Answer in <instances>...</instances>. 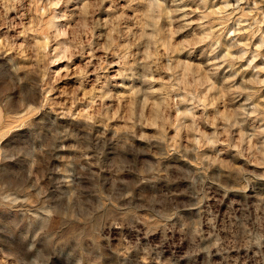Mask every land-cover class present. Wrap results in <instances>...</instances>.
Here are the masks:
<instances>
[{
  "label": "clouds",
  "instance_id": "obj_1",
  "mask_svg": "<svg viewBox=\"0 0 264 264\" xmlns=\"http://www.w3.org/2000/svg\"><path fill=\"white\" fill-rule=\"evenodd\" d=\"M0 264H264V0H0Z\"/></svg>",
  "mask_w": 264,
  "mask_h": 264
}]
</instances>
